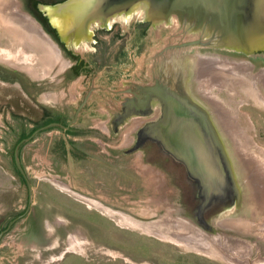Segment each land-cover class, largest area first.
I'll list each match as a JSON object with an SVG mask.
<instances>
[{
	"label": "rangeland",
	"instance_id": "374dc122",
	"mask_svg": "<svg viewBox=\"0 0 264 264\" xmlns=\"http://www.w3.org/2000/svg\"><path fill=\"white\" fill-rule=\"evenodd\" d=\"M34 1L19 0L21 8L30 13L48 34L49 31L42 24V19L44 18L43 22L46 23V16L54 15L44 3L35 7ZM53 20L55 25L61 27L62 22L58 18ZM135 21V18L129 20L128 23L122 21L123 23L121 22L117 27L123 33L128 32L127 38H129L123 53L118 56L120 61H124V64L119 66L122 69L123 78L150 84L160 67L165 68L172 61V56L179 58L186 69L194 70L196 54L206 52L210 56L221 57L223 63L220 65L223 68H232L234 61H242L251 65L254 74L264 69L261 68L263 61L257 59L255 54L249 58L211 47H196L172 54L171 50L164 49L167 45L191 39L196 34L183 33L181 26L174 20L169 26L153 29L148 35L138 38L133 33L135 29L132 28L133 24L135 26ZM51 38L62 52V45L59 41ZM108 38L103 37L98 40L96 58L106 60V64L115 61L117 51L125 42L118 38L113 41ZM17 39L21 41L20 36H17ZM26 39L23 38V41L28 43L29 40ZM6 42L3 40L4 45ZM31 49L45 55L35 45ZM76 49L79 50L81 59L78 56L69 58L62 53L63 57L69 60L68 66L59 72L57 68H54L49 75L40 78L48 71V60L38 58L36 61L33 56H28L29 51L26 46L21 49L14 48L9 60L33 68H26L22 72L16 71L7 63H3L6 61H1L0 68L5 71L2 75L7 77L3 81L0 80L1 93L3 91L7 94L15 92V87L11 86L13 79L11 77L16 75L17 81L22 80L23 85L29 89L34 88V83H39L40 85L36 86L39 87L41 93L48 91L58 97L57 102L45 98L44 105L47 108L53 109L51 105L63 106L73 112L81 96L79 87L84 85L80 77L75 78L73 75L75 72L79 74L84 68L85 59L89 60L93 56V51H91L93 45L87 40H81L76 45ZM76 60H78L77 66L71 67ZM63 61L66 62L65 64L68 63L66 60ZM87 81L86 88L91 85L112 87L100 78ZM120 85L121 82L114 83V86L120 87ZM190 86L194 96L206 106H209L206 100L210 99L211 103L227 111L230 117H226L225 125L228 129L231 128V140L235 144L237 141L246 143L245 148L256 151L255 158L264 166V106L253 99L256 94L245 93L240 86L239 88L220 86L213 83L209 76L191 81ZM64 95H66L65 99H61ZM105 96L110 100L108 106L116 108L117 98L114 99L107 94ZM71 99L70 104L65 103L66 100ZM36 110H29L33 115V120L39 117H36ZM97 112L99 114L93 118L92 122L94 126L103 130V133L99 135L88 133L68 137L57 128L53 131L47 129L22 146L20 160L18 157L17 161L23 163L24 174L30 180L32 216L29 221L15 225L16 228L13 226L15 230L5 234L0 233V264H227L225 261L206 254L188 250L174 241L147 233L142 228L125 224L120 220L122 217L120 213L110 215L78 196L81 194L99 200L112 211L117 210L145 222L156 221L160 215L168 212V209H171L173 217L177 215L192 222L186 215L187 206L190 205L189 199L185 194L178 196V185L172 178L169 167L158 162L153 152H148L146 156L137 150L129 152L128 149L131 148L134 139V129L141 121L131 120L119 128L116 135H113L109 133L106 125L108 108L100 104L97 106ZM25 123L32 124L33 121H22V124ZM89 123L87 122V125ZM15 124L16 121L13 118L8 116L0 118V229L4 223L3 216L10 210V206L6 204L19 198L25 201L29 193V188L25 184H19L13 179L19 175L14 163L15 136L12 129ZM87 125L85 121L79 123L82 128ZM224 139L243 191L241 205L239 209L234 206L218 216H206V223L215 227L212 232L192 223L212 237L224 236L226 239L233 236L242 237L254 244L252 258L264 256L263 237L252 232H241L243 236L237 230L227 229L220 225V220L223 221L227 217L244 215L246 218L256 220L257 216H260L257 213H261L262 217L264 212H260L258 202L251 197L254 195L253 186L241 165L244 153L239 152L238 156L234 153L230 139L226 136ZM253 166L250 170L252 174L256 170L259 174V169L256 167L253 170ZM51 176L69 185L72 191L58 187L53 183ZM258 182L257 191L263 194L264 184L261 181Z\"/></svg>",
	"mask_w": 264,
	"mask_h": 264
},
{
	"label": "water",
	"instance_id": "95a60500",
	"mask_svg": "<svg viewBox=\"0 0 264 264\" xmlns=\"http://www.w3.org/2000/svg\"><path fill=\"white\" fill-rule=\"evenodd\" d=\"M65 26L61 38L79 43L92 23L141 11L152 23L174 20L191 39L164 49L179 53L196 47L225 48L254 54L264 51V0H66L49 8ZM198 54H196L197 56ZM174 59V60H173ZM194 70L179 58L163 66L145 86L144 101L126 103L125 110L150 115L139 140L154 142L178 163L202 201L200 215L215 201H240L243 196L228 145L212 112L193 94Z\"/></svg>",
	"mask_w": 264,
	"mask_h": 264
},
{
	"label": "flooded vegetation",
	"instance_id": "af4514ba",
	"mask_svg": "<svg viewBox=\"0 0 264 264\" xmlns=\"http://www.w3.org/2000/svg\"><path fill=\"white\" fill-rule=\"evenodd\" d=\"M64 1L66 0H43V1L35 0L33 2V5L37 7L41 3H44L46 8H50ZM17 2L19 4V9L21 10L22 14L35 19L30 13L26 12L23 8H21V3L19 2V0H17ZM53 15L55 17L54 16L51 17L49 15L46 16V23L43 22L44 18L43 19L41 18V19H42V24L49 31L47 35L50 38L51 37L56 38L59 41V43L62 45V52L60 50L61 58L55 67L54 65L53 66L50 65L48 68V71L42 74L41 75L42 77L40 78H43L49 75L50 72L54 68L55 69L57 68V72H59L68 66L69 60L64 58L62 53L66 54L69 58H72V57L74 58L76 56H78L80 59L82 58L79 50L76 49V45L78 44L76 41H66L61 38L60 29H63L65 26L64 20L61 17L56 16L55 14ZM54 18H58L62 22L60 24L61 27H58L57 25H55V22L53 20ZM134 18L136 19V21L134 22L135 26L133 24L132 28L133 30L135 29V32L133 33L138 38H140V36L148 35L153 29H156L162 26H169L171 24L165 21L158 22V23H152L144 18L143 13L141 11H137L136 13H133L129 16H118L116 18H110V20H108V22L105 24H101L100 22L92 23L89 28L90 32L88 36L86 38L80 39V40H87L93 45V49H91V51H93L92 52L93 56H91L89 60L85 59V65L83 64L84 68L79 74L75 72L73 75V77L75 78L80 77L81 81L84 82V85L79 87V89L81 90L80 91L81 96L79 97L77 104L74 106L73 112L68 111L67 109H65L68 107H63V106L56 107L55 105H51V108L53 109L47 108L44 105V101H45L44 99L49 98V100L57 102L58 97H56L55 94L48 93V91L41 93V91H39V87L36 86V85H40L39 83H34V88L29 89L27 86L23 85L22 80L17 81L18 79L16 78V75L11 77L13 78L11 81V86L15 87L14 89L15 92L13 94L12 93L7 94L4 91L3 93H1V90H0V118L2 116H4V118L5 117L7 118L8 116L9 118H13L16 121V124L14 128L12 129V131L15 136V143H14L15 161L14 163L19 172V175L16 177H13V179L18 181L19 184H25L29 188V193L27 194V198L25 199V201L19 198L18 200L14 202H10L6 204L10 206L9 207L10 210L7 213H5V215L3 214L4 223L0 229V233L5 234L9 231L15 230L13 229V226L17 224L21 225L25 221L26 222L29 221V218H31L30 216H32L31 211H32L33 202H32V194L30 190L31 189L30 180L24 174L23 163L21 161L20 162L17 161L18 157L20 160V150L22 149V146L24 145V143L31 140V138H33L37 134L45 132L47 129H51V131H53L54 128L62 130L63 133H65V135L68 137H70L71 135H86L88 133L94 134V135H99L103 133V130L97 126H94L92 122L93 118H95L99 114L97 112V106L100 104L105 105L108 108V113L106 116L107 118L106 125L108 126L107 129L110 134L116 135L119 131V128L127 124L129 121L131 120L134 121L133 119L135 118L140 119L141 123L134 131V139H133L132 145L130 146L131 148L128 149L129 152L137 150V151L142 152L143 155L145 156L148 152L149 153L153 152V155L158 160V162H162L166 166L169 167V169L171 170L170 172L173 175L172 178L174 179L175 183L178 185L177 186L178 191H179L178 196L180 197L183 194H185L187 199H189L190 205L187 206L188 211L186 212V215L189 217L187 216L186 217L191 219L192 222L196 223L202 229L208 232H212L213 229H215V227L208 225V223H206L205 221L206 216L221 215L225 213L227 210H230L231 207L234 208V206L237 209H239L241 205V200L239 202L236 200H233L232 202L230 200L229 201L219 200V201L212 202L207 207V209L199 215L197 213V209L201 205L202 201L200 200L198 196L197 188L191 182L186 180L182 167L178 163H176L172 158H170L168 155L164 154L154 142L149 141V140L140 142L139 130L145 124V121L151 116L145 115L144 109L137 110L138 112L142 113L140 115L136 114L134 110L129 109L127 111L125 110L126 109L125 105L126 103H129L134 100L144 101L145 86L149 83L139 82L138 80H129V78H123V75L121 74L122 69H120L119 66L124 64V61H120L118 57L120 53H123L124 47H126V43H127V40H129V38H127L128 32L123 33L122 30L120 28L117 29V27L118 25L121 24L122 21L125 23H128L129 20H132ZM103 37H109L108 39L112 41L116 40V38L125 40L123 45L117 51L114 62H109L106 64V60L96 59L98 55L97 53H98V47H99L98 40H100ZM212 49L220 50V51H224L228 53H233L236 55H241V56L249 57V58H251L253 55V54L248 55L242 52L229 50L225 48H212ZM254 54L257 57V59H260V61H263L261 68H264V51H260ZM10 57H11V54L5 51L0 52V62L6 61L3 63H7L16 71H21V72L25 71L24 65L9 60ZM124 57H125V54H124ZM62 58L63 60H66L68 63L65 64L66 62L64 63ZM77 61L78 60H76V62H74L73 65H71V67L77 66V63H78ZM61 62H62V66H61ZM21 66H23V69L18 70L20 69L19 67ZM3 67L5 68V66ZM32 68L33 67L30 66V69ZM105 68L107 69L105 70ZM4 72L5 71L0 68V80L2 81L7 78L2 75L4 74ZM92 78L103 79L104 82L111 84L112 87L111 88L102 87V85L96 87L94 85H91L88 88H86V85L88 83L87 80L92 79ZM193 80L194 78L190 80V83ZM117 81L121 82L120 87L114 86V83H116ZM105 94L109 95L110 97H113L114 99L117 98L116 103H115L116 108H112L108 106V102L110 100L106 98ZM65 96L66 95H64L61 99H65ZM103 99H105V101ZM70 101H72V99L66 100L65 103L70 104L71 103ZM200 102L205 105V103H203L202 101ZM206 107L210 110V112H212V117L216 124V127L218 128V131L220 132L222 136H225V134L223 133L222 129L220 128L217 122V119L215 117V114L213 113V110L211 109L210 106H206ZM30 109H37L36 117L37 116L39 117L36 118L35 120H33V115L29 112ZM28 120H32L33 123L32 124H27V123L22 124V121L26 122ZM81 121H85L86 125H87V122H90V123L85 128H82L79 126V123ZM72 139L74 140V138ZM51 179L53 183H55L56 185H58V187L62 189L70 188L69 185H66L63 182L59 181L55 176H51ZM65 190L68 191L67 189ZM247 246L249 249L252 250L254 247V244H252L249 241ZM252 256L253 254L248 257L251 260L259 259V256L256 258H252Z\"/></svg>",
	"mask_w": 264,
	"mask_h": 264
},
{
	"label": "bare ground",
	"instance_id": "6f19581e",
	"mask_svg": "<svg viewBox=\"0 0 264 264\" xmlns=\"http://www.w3.org/2000/svg\"><path fill=\"white\" fill-rule=\"evenodd\" d=\"M17 36H20L21 41H23V38H27L29 40L28 41L26 39L28 43L24 41L21 42L17 39ZM3 40H5V42L7 41L5 45ZM33 45L41 49L45 55H41L40 51L34 52L31 49ZM23 46L28 47V56H33L36 61H38V58L47 59L49 66L54 65L55 67L60 60L61 52L58 45L47 35V33L42 29V26L35 19L21 13L17 0H0V52L5 51L11 54L13 53L14 48L18 47L21 49ZM221 61V57L219 56H210L207 52L199 53L196 56L194 63V80L204 76H209L213 83L219 84L220 86H229L234 88H239L240 86L245 93L256 94H253V99L260 105L264 106V69H261L257 74H254L251 70V65L248 63L234 61L232 68H223L220 65L223 63V61ZM19 68L23 69V66ZM26 68L30 69V66H24V70ZM202 98L206 100L203 96ZM206 101L213 110L223 133L230 139L234 153H244V160L242 159L241 165L243 166L244 172L248 174V180H250V183L253 186L254 195L251 197L253 200L256 199L259 204L260 212H263L264 208L261 206L264 207V190L263 194H261L262 192L259 191V193L257 188L259 183L258 181H261V183L264 184V166H262L261 162L255 158L254 153L256 151H251L248 148H245L247 147L246 143L237 141L236 144L238 145L236 146V144L231 140V128L228 129L225 125L226 117H230V115L227 114V111L219 105L211 103L212 100L210 99ZM136 119L138 118L133 120ZM255 154H257V152ZM253 165L259 169V174L258 170H256V172L253 171L252 174V171L250 170ZM256 167L253 166V170H255ZM65 189L72 191L70 188ZM76 195H78V193ZM78 196L91 204H95L97 207H100L103 211L109 213L110 215L120 213L122 215L120 220L125 224L142 228L145 232L156 235L162 239L174 241L179 245L186 247L188 250L206 254L207 256L225 261L227 264H264V256L262 255L259 256V259L255 260H251L248 257L253 254V249L251 250L248 248L247 244L249 242L242 237L237 236L235 238L233 236L226 239L224 236H209L207 232L199 229V227L190 220L187 219L186 221L177 215L173 217L171 209H168V212L164 215H160L156 221L145 222L126 213L117 210L112 211L111 208L106 207L99 200H95L81 194ZM253 213L255 212L253 211ZM257 215L260 216H257L258 218L256 220L246 218L244 215L227 217L224 218L223 221L220 220V225L227 229L237 230L240 235H243L241 232H252L257 234V236L264 238V212L262 213V217L261 213H257ZM69 247L73 248V246Z\"/></svg>",
	"mask_w": 264,
	"mask_h": 264
}]
</instances>
